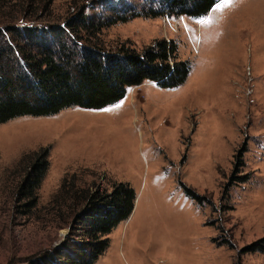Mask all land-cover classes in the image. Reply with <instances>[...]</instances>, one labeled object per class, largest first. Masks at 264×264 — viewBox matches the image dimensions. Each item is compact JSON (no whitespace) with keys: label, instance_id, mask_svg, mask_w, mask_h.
Instances as JSON below:
<instances>
[{"label":"rangeland","instance_id":"374dc122","mask_svg":"<svg viewBox=\"0 0 264 264\" xmlns=\"http://www.w3.org/2000/svg\"><path fill=\"white\" fill-rule=\"evenodd\" d=\"M148 1L54 0L52 7L63 21L80 6L105 18L126 5L143 11ZM101 36L138 48L174 40L190 62L188 78L172 88L145 81L101 109L74 106L0 124V264L68 233L14 208L20 161L47 148L39 209L66 176L75 178L73 191L121 181L136 191L131 216L94 264H264V250H242L264 237V0H221L202 18L117 20ZM245 174L248 181H235ZM185 186L206 196L204 204Z\"/></svg>","mask_w":264,"mask_h":264},{"label":"trees","instance_id":"16d2710c","mask_svg":"<svg viewBox=\"0 0 264 264\" xmlns=\"http://www.w3.org/2000/svg\"><path fill=\"white\" fill-rule=\"evenodd\" d=\"M220 1L149 0L143 11L126 5L105 18L88 15L80 6L59 21L54 0H0V124L21 116H51L74 106L101 109L145 81L167 88L183 84L191 66L180 57L174 40L160 38L140 48L130 40L113 45L103 40L102 30L117 20L142 15L202 18ZM48 154L47 148L36 159L26 155L20 161L24 172L15 190V212L28 218L35 215V220L54 228H68V233L58 243L8 264H94L108 249L111 231L131 216L136 191L123 181L114 182L110 190L80 185L73 191L75 178L66 176L39 209L38 191L48 171ZM250 177L241 175L235 181ZM185 189L204 204L206 196ZM214 241L234 247L227 239ZM242 250H264V237Z\"/></svg>","mask_w":264,"mask_h":264}]
</instances>
